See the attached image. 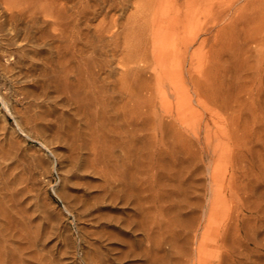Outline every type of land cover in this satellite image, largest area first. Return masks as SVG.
<instances>
[{"label":"rangeland","instance_id":"374dc122","mask_svg":"<svg viewBox=\"0 0 264 264\" xmlns=\"http://www.w3.org/2000/svg\"><path fill=\"white\" fill-rule=\"evenodd\" d=\"M162 1L156 15L168 23L177 9ZM208 1L194 46L188 30L157 35L170 39L155 49L170 54L175 84L155 56L145 78L120 82L128 66L108 56L102 81L117 91L89 108L95 129L64 97L25 101L3 67L16 55L3 48L0 92L38 127L22 134L4 122L0 97L1 164L34 189L12 212L17 227L0 231V264H264V0ZM145 2L131 0L120 20Z\"/></svg>","mask_w":264,"mask_h":264},{"label":"bare ground","instance_id":"6f19581e","mask_svg":"<svg viewBox=\"0 0 264 264\" xmlns=\"http://www.w3.org/2000/svg\"><path fill=\"white\" fill-rule=\"evenodd\" d=\"M130 1L0 0V53L8 49L13 52L11 54L16 55L13 66H3L4 72L14 82L15 91L23 94L24 100L32 96L37 100L42 98L45 102L46 98L56 96L54 99L64 97L75 102L78 106V115L84 118L92 129H95L99 125L96 118L100 113L97 112L98 108L96 112L89 108L95 103L101 104L106 101L109 94L110 98L114 97V92L117 90L113 89V92L109 93L110 86L106 88L107 84L103 83L102 75L110 67L115 56L119 58L121 56L120 62L128 66L122 71L123 76L119 77L120 82H125V78L131 74L139 75L140 72L142 74L144 71L148 72L152 65L150 59L155 56L163 73L167 75L170 82L174 83L177 80V74L165 70L170 54H163V51L156 49H161L172 38L182 37L185 30L191 34L188 38L189 45L194 46L197 41L195 25L197 9L200 4H207L209 1L170 0L177 10L168 23L163 19L158 20L159 15L156 13L162 0H146L142 5L137 4L135 5L136 13L129 14L126 22L120 20L122 16L125 17L123 14ZM112 11H117L119 14L111 15ZM99 14H104L100 27L96 28L93 34L86 32V27L90 26V19ZM164 27L173 30L170 39L157 36L158 33H162L161 28ZM151 33L155 36H151ZM175 42L179 41L175 40ZM175 42L171 41V43ZM3 48L6 49L3 50ZM134 62L138 64L143 62V64H139L140 67L136 68L137 65L132 66ZM154 69L156 71L157 67ZM192 71H188V81L194 85L197 83V78ZM147 79L148 77L144 79L146 83L149 82ZM1 92L0 97L6 110L2 112L4 122H9V117L14 118L19 129L17 132L22 134H27L32 128L38 127L36 126L38 120L36 121L30 114V108L19 107L18 103L13 101L12 93ZM38 104H41V101ZM90 134L94 137L95 131L93 130ZM83 144V147L87 145L85 142ZM6 170L0 161V231L7 228L6 223L9 221L11 225L15 224L16 218L12 212L20 211L19 203L30 201L31 192L34 190L29 186L20 187V184L12 180ZM15 227L17 226L14 225Z\"/></svg>","mask_w":264,"mask_h":264}]
</instances>
